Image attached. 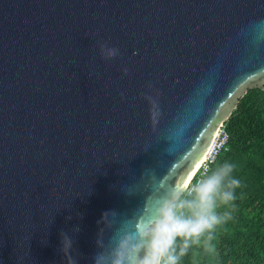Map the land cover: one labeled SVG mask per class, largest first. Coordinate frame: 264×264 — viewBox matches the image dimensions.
Instances as JSON below:
<instances>
[{
  "label": "water",
  "instance_id": "obj_1",
  "mask_svg": "<svg viewBox=\"0 0 264 264\" xmlns=\"http://www.w3.org/2000/svg\"><path fill=\"white\" fill-rule=\"evenodd\" d=\"M255 88L264 0H0V264H95Z\"/></svg>",
  "mask_w": 264,
  "mask_h": 264
},
{
  "label": "clouds",
  "instance_id": "obj_2",
  "mask_svg": "<svg viewBox=\"0 0 264 264\" xmlns=\"http://www.w3.org/2000/svg\"><path fill=\"white\" fill-rule=\"evenodd\" d=\"M115 54L116 49L107 52L109 57ZM234 168L225 161L194 184L173 186L151 200L141 216L117 230L109 249L95 257V264H181L193 245L213 253L215 229L231 218L229 212L221 214L217 208L234 201L240 186ZM108 215L103 213L102 219ZM64 247H71L67 238ZM69 264L75 262L69 258Z\"/></svg>",
  "mask_w": 264,
  "mask_h": 264
},
{
  "label": "trees",
  "instance_id": "obj_3",
  "mask_svg": "<svg viewBox=\"0 0 264 264\" xmlns=\"http://www.w3.org/2000/svg\"><path fill=\"white\" fill-rule=\"evenodd\" d=\"M225 128L228 150L208 174L225 161L235 165L233 176L240 180L236 199L217 208L231 218L215 229L213 253L193 245L181 264H264V89L248 90Z\"/></svg>",
  "mask_w": 264,
  "mask_h": 264
},
{
  "label": "built area",
  "instance_id": "obj_4",
  "mask_svg": "<svg viewBox=\"0 0 264 264\" xmlns=\"http://www.w3.org/2000/svg\"><path fill=\"white\" fill-rule=\"evenodd\" d=\"M228 141H229V135L225 128V122H223L218 129L216 138L212 146L210 147L208 153L202 160L200 166L195 171L188 184L189 183L194 184L198 179L208 175L212 166L216 163L218 157L223 152H226L228 150Z\"/></svg>",
  "mask_w": 264,
  "mask_h": 264
}]
</instances>
